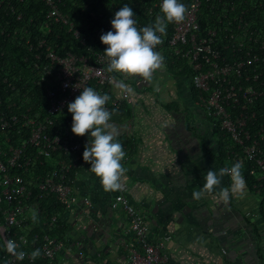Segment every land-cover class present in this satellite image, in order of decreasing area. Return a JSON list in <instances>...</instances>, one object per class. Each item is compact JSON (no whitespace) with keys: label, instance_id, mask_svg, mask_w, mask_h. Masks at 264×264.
Returning a JSON list of instances; mask_svg holds the SVG:
<instances>
[{"label":"built area","instance_id":"built-area-1","mask_svg":"<svg viewBox=\"0 0 264 264\" xmlns=\"http://www.w3.org/2000/svg\"><path fill=\"white\" fill-rule=\"evenodd\" d=\"M179 2L188 7L186 18L168 25L156 50L164 63L189 72L197 92L195 105L226 139L224 167L241 163L242 175L245 172L251 179L247 192L258 203L263 201L264 207V0ZM161 3L0 0V230L27 254L24 260L34 262L32 249H40V258L49 263L67 253L66 242L48 231L60 226L63 214L64 221L73 223L71 213L79 202L91 205L89 199L78 198L68 178L78 167L89 137L79 140L71 126L61 121L67 105L86 87L110 96L105 105L109 111L125 105L132 108L136 101L134 91L119 95L114 88L115 74L106 71L103 55L107 46L97 47L98 37L112 30L111 20L124 5L133 9L137 27L142 28L154 23ZM64 37L84 50L67 48ZM115 76L133 89L132 78ZM125 127L134 129L132 116L125 120ZM44 161H51L52 168L36 174ZM124 181L123 177L122 188L110 203L113 211L125 215L130 241L118 264H166L171 236L150 235L149 221L125 196ZM51 195L63 211L33 224L32 212L43 214L39 202ZM260 217L259 207L249 216L252 222L259 221L264 232ZM39 222L47 230L33 233ZM91 229L97 231L94 226ZM21 263L6 251L0 254V264Z\"/></svg>","mask_w":264,"mask_h":264},{"label":"crops","instance_id":"crops-1","mask_svg":"<svg viewBox=\"0 0 264 264\" xmlns=\"http://www.w3.org/2000/svg\"><path fill=\"white\" fill-rule=\"evenodd\" d=\"M137 82L131 108L134 129H127L125 121L114 124L120 133L117 138L128 136L135 143L134 152L122 163L126 168L125 196L149 221L151 236H171L166 264H264V253L261 256L258 251H263V241L255 240L250 224L254 219L249 218L258 200L248 196L247 185L244 193L233 194L228 204L215 194L201 200L192 197L193 191L203 187L207 171L218 170L216 131L188 121L175 104L180 86L173 78L168 88L162 86L166 84L157 73L152 82ZM170 100L181 112L165 108ZM230 185V177L222 178L221 187ZM71 186L80 200L85 197L91 205L84 207L79 202L72 210L68 252L58 254L54 261L118 264L125 243L130 241L125 234V215L110 208L117 191L105 192L99 179L84 167L75 173Z\"/></svg>","mask_w":264,"mask_h":264},{"label":"clouds","instance_id":"clouds-1","mask_svg":"<svg viewBox=\"0 0 264 264\" xmlns=\"http://www.w3.org/2000/svg\"><path fill=\"white\" fill-rule=\"evenodd\" d=\"M188 13V7L179 0H162L160 14L148 26L138 28L134 19L133 9L124 5L111 20V31L100 36V41L107 46L103 52L107 60L106 71L110 74H121L125 78H142L150 82L153 75L162 70L163 56L156 50L163 43L168 25L182 23ZM113 86L119 95H129L133 89L122 79L112 77ZM108 94H101L92 87H86L75 100L67 105L72 115L71 132L77 137L89 133L88 142L84 146L83 161L90 164L87 170L99 179L105 192L121 190V180L126 168L121 161L125 158V151L121 143L117 142L119 130L110 123L114 112L106 107ZM242 165L237 162L231 167H222L219 171L213 169L204 175L203 187L192 193L194 200H201L206 195L215 194L219 200L228 204L233 194L242 195L246 188V181L242 175ZM230 177V187H221L222 178ZM33 224L38 222V215L32 212ZM6 252L18 261H23L27 255L18 251L19 245L13 239H6L0 230ZM41 255L40 249L31 252L32 260Z\"/></svg>","mask_w":264,"mask_h":264},{"label":"trees","instance_id":"trees-1","mask_svg":"<svg viewBox=\"0 0 264 264\" xmlns=\"http://www.w3.org/2000/svg\"><path fill=\"white\" fill-rule=\"evenodd\" d=\"M140 18L142 19V17L139 16V19ZM98 38L99 39L97 40V47L104 49L105 45H103L101 43L100 36ZM62 42H65L67 48H71L72 47L74 50H76L77 48L79 50H84V48L82 46H79L77 44V42L75 40H73L72 38L71 39H66V37H64L62 39ZM164 65L166 66V69L167 68L169 69L170 73L175 74V68L177 67L176 64L174 65V64L169 63L168 61L167 62L165 61ZM115 75H118V76L122 77V75H120V74H115ZM178 75L179 76L182 75V76H186V77L190 76L189 72L186 69H181V71H179ZM150 82H152V80ZM166 86H167V84H166ZM166 88H168V86ZM170 93H167L166 95H170ZM193 95H194V99H195L197 97V92L194 89H193ZM173 102H174V100H172V101L170 100V103L169 102H165V104H164L165 108L167 110H169V111L176 108L177 111L181 112L180 108L175 107L174 105L171 104ZM110 111L114 112V114H113V116H112V118L110 120V123H113V124H116V125L124 124V121L132 116L131 108H129L126 105L121 107L119 110L111 109ZM69 115H70V113L68 111H66V112H64V114L61 115L60 118H61V121L64 124L71 126L72 125V118H69ZM215 134H218L217 145H218L219 151H218L217 160H218L219 164H221L222 167H224L225 164H226V161H225L226 160V150H225L226 139H225V137L220 136L218 131H216ZM86 137L88 138L89 135H85L83 137H77V138L79 140L83 141V140H85ZM117 142L122 144L123 150L126 153L125 157L129 156V154L132 155V153L135 150V143H134V141H133V139L131 137L121 136V137L117 138ZM83 151H84V148H83ZM121 163H125V160L123 159L121 161ZM86 165H87V163H85L83 161V154H82L81 155V160H80V163H79L78 167L76 169H73L69 173L68 178L70 180H72L74 175H75V173L77 171H79L80 168H82V167H84ZM52 166H53V164H52L51 161H44V164L42 166H37V168L35 170V173L36 174L42 173L43 171H46V170H49L50 168H52ZM243 175H244L243 177H244V179L246 181V185H248L250 187L251 179L248 177V175L245 172H244ZM262 196L264 197V195H262ZM263 200H264V198H263ZM262 202L263 201H261L260 203H257V207H259V211H260V214H261V217H260L261 218V222H263V224H264V207H263ZM39 206H40V209L43 211V214L39 215L38 218H41V217H43L45 215H48V214H51V213H58V212H62L63 211V207L58 202H56L54 196H52V195L49 196L48 198L44 199V200H40ZM64 218H65V215L63 214L61 216V218H60V222H61L60 226L58 228H55L52 231H48V232L52 236L60 238V239H62V240H64L66 242V237H67V235H69V232H71V230L69 229L70 228V224L67 223L66 221H64L65 220ZM40 220L42 221V219H40ZM250 224L252 225V230L254 232L255 240L257 242L263 241V245H261L262 248H263V251L258 248L259 249L258 251H260L259 254L262 256V253H264V232H262V230L258 227V224H259L258 220H255L254 222H251ZM42 229L47 230V228H45L42 225V222H39V227H36L33 230V233L34 232H41ZM18 233H20V231H18ZM29 237H31V236H29ZM259 244L260 243H257V245H259ZM38 246L39 245H37L36 248H38ZM34 250H36V249L30 250V252H32ZM5 251L6 250L4 248L3 240L0 239V254L5 253ZM33 261L34 262H30L29 260H24V261H22L21 264H57L55 261H53L52 263H49V261L40 258V256L38 258H36L35 260H33Z\"/></svg>","mask_w":264,"mask_h":264},{"label":"rangeland","instance_id":"rangeland-1","mask_svg":"<svg viewBox=\"0 0 264 264\" xmlns=\"http://www.w3.org/2000/svg\"><path fill=\"white\" fill-rule=\"evenodd\" d=\"M164 70V68L162 69ZM157 76H161L162 78V82L163 84H168L169 80H173L177 81L180 88L178 90V101H175V104H177L180 108L183 109L184 113H186L187 115V119L189 122H192L194 124L196 123H201L203 126L208 127L210 129H214V123L210 122L208 119L203 117V113L202 111L195 106L194 104V95H193V88L190 82V78L186 77V76H178L175 75L173 73L169 72V69L167 68V72L165 71H157ZM155 73V74H156ZM172 76V78H170ZM138 79L140 80L141 78H134V80L132 79L131 82L133 84L137 85ZM215 138H217V134L214 136ZM218 156V154H217ZM222 168V165L219 164L218 166V170ZM226 177V176H225ZM225 177H223V179H225ZM248 196H250L251 198H255L256 196L253 193H250Z\"/></svg>","mask_w":264,"mask_h":264}]
</instances>
